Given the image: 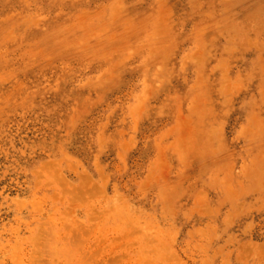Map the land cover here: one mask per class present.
Here are the masks:
<instances>
[{
	"label": "rangeland",
	"instance_id": "374dc122",
	"mask_svg": "<svg viewBox=\"0 0 264 264\" xmlns=\"http://www.w3.org/2000/svg\"><path fill=\"white\" fill-rule=\"evenodd\" d=\"M0 264H264V0H0Z\"/></svg>",
	"mask_w": 264,
	"mask_h": 264
}]
</instances>
